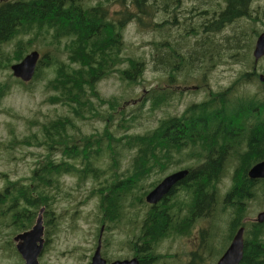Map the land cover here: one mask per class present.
Masks as SVG:
<instances>
[{
    "label": "trees",
    "instance_id": "obj_1",
    "mask_svg": "<svg viewBox=\"0 0 264 264\" xmlns=\"http://www.w3.org/2000/svg\"><path fill=\"white\" fill-rule=\"evenodd\" d=\"M88 1L92 4L0 2V68L2 61L8 62L7 69L12 65L2 49L14 40L19 41L13 44L16 63L29 48L24 37L49 38L45 43L54 51L39 59L32 81L40 79L42 68L52 70L44 86L49 94L46 101L63 107L62 114L41 124L40 139L33 135L24 141L35 140L45 154L39 156L27 183L6 180L0 194V238L31 229L41 209L46 226H53L51 206L58 195L69 196L63 190V179L73 177L79 187L94 184L87 196L96 199L97 240L100 231L126 229L140 264L163 259L158 245L165 239L189 234L199 221L217 227L216 216L225 214L230 218L229 240L245 228L239 264H264V224L242 223L248 202L258 195L264 198V180L255 182L247 176L253 165L264 161V93L245 90L264 85L260 81L264 57L255 64L252 56L255 40L264 31L257 15L264 11V0H132L131 6H125L124 18L118 12L117 20L108 15L105 3L109 0ZM156 12L165 15L163 23L151 21ZM177 13L182 16L178 18ZM129 20L152 34L160 33L162 40L152 42L155 54L147 64L171 81L179 79L194 86L201 69L211 72L229 62L237 63L236 74L179 115L137 131L134 124L141 113L126 119L121 101L106 99L97 90V84L109 76L127 85H138L142 79L146 61L123 52L121 31ZM62 40L64 59L54 55ZM8 89V83H0V100ZM170 98L168 91H147L143 102L147 101L148 116ZM91 119L105 124L101 134H84L77 125ZM124 152L130 155L129 166L119 173ZM183 162L190 164L182 168L189 173L179 189L156 205H148L145 196L163 179L160 176L170 169L177 171ZM232 163L230 185L221 198L220 184ZM222 199V208H218Z\"/></svg>",
    "mask_w": 264,
    "mask_h": 264
},
{
    "label": "rangeland",
    "instance_id": "obj_2",
    "mask_svg": "<svg viewBox=\"0 0 264 264\" xmlns=\"http://www.w3.org/2000/svg\"><path fill=\"white\" fill-rule=\"evenodd\" d=\"M109 1V3H105L109 17L117 20L120 18L117 13L121 12V18H124L125 6L131 5ZM131 9L134 10V8ZM257 15H260V20L264 22V11L263 13L259 11ZM164 19V14L156 12L151 21L163 23ZM256 24L260 25L259 22ZM121 34L124 40L123 52L146 61L142 79L138 85H127L116 77L109 76L97 84V90L106 99L115 97L120 100L121 111L128 113L126 119L133 116L139 117V113H141V117L134 124L137 131L154 127L159 119L179 115L190 104L201 101L208 93L227 84L230 78L236 74L237 63L229 62L213 67L211 72L204 73L201 69L197 81L193 82L194 86L186 85L179 79L171 81L167 74L154 71L147 64L150 55L155 54L152 42L162 40L159 32L156 31L152 34L148 28L140 27L134 20H129L124 22ZM16 42L19 43L18 39L2 49L12 65L20 62L13 63L12 60L14 56L13 44ZM23 42L29 46L24 56L36 51L42 58L45 52L49 55L54 51L52 46L45 43L49 42V38L38 41L24 37ZM63 42L62 40L61 44L57 46V54L54 53L60 59L65 57ZM7 64L8 62L2 61L0 68V83L9 85L8 91L0 100V194L4 193L6 180L28 182L39 156L44 155L45 152L44 148L38 146L35 140L32 139L31 143L24 141L33 135L40 139L41 124L49 122L55 116L63 113V107L50 106L46 101L49 94L45 91L44 86L51 77L52 70L42 68L39 80L29 83L20 82L21 84H19L16 83L19 81L12 76L10 68H6ZM263 65L264 63H261L260 67ZM257 72L261 73V69H258ZM262 83L264 84V82ZM149 90L171 92V98L159 110L155 113L150 112L148 116L147 101L144 103L143 99ZM245 90L247 93H264V85L263 87L249 86ZM142 103L144 106L140 110L139 107ZM77 125L80 126L84 134L94 136L101 134L105 128V124L97 119L86 120ZM110 130L112 131L111 127ZM115 135L117 136L116 133ZM124 155L125 158H122L120 162L119 173H123L124 169L129 166L128 157L130 155H127L126 152ZM125 160H127L126 163ZM188 165H190L188 162H183L179 169ZM233 165V163L228 165L225 177L220 184L221 198L229 188ZM175 171L170 169L160 177H165ZM63 182L65 185L63 190L67 191L69 196L58 195L52 204L53 226H46L45 219L42 217L46 244L38 261L41 264H89L97 246L98 229H100V225L95 221L96 199L87 196L91 183L79 187L73 177H65ZM93 186L94 184L91 185V187ZM222 203L223 199L218 202V208H222ZM262 211H264V198L262 195H258L248 202L247 224L253 222L257 214ZM216 217L219 218L217 227H210L206 222L199 221L189 234L169 237L162 241L158 245V249L159 254L164 256V260H160L156 264H182V260L188 264L190 255H192L191 264H216L231 242L228 233L229 216L225 214ZM127 230V233L131 231ZM125 231L126 229L117 230L116 228L102 233L101 252L104 258L114 260L131 257L132 246L127 244L131 238L125 234ZM4 232L10 231L5 229ZM202 233L205 237L204 242H202ZM15 234L0 238V264L23 263L12 241ZM10 240L13 243L11 246L8 245ZM192 244H199V246L196 247Z\"/></svg>",
    "mask_w": 264,
    "mask_h": 264
},
{
    "label": "water",
    "instance_id": "obj_3",
    "mask_svg": "<svg viewBox=\"0 0 264 264\" xmlns=\"http://www.w3.org/2000/svg\"><path fill=\"white\" fill-rule=\"evenodd\" d=\"M252 56L255 64L264 57V31L255 40ZM39 59V53L36 51L26 54L19 63L10 67L12 76L22 83L31 82L35 75ZM260 81L264 82L263 76H260ZM188 173V170H179L164 177L159 184L145 196V202L152 206L159 203L164 197H167L182 180H185ZM247 176L251 181L255 182L264 180V161L253 165L248 170ZM42 213L43 210L41 209L31 229L16 234L12 238L15 244V250L23 261L22 264H41L38 258L42 254L45 245ZM254 221L258 224H264V211L259 212ZM243 232L244 229L240 228L235 233L227 249L216 264H239L243 256ZM101 236L102 234L100 231L97 246L89 264H106V261L101 256ZM110 264H139V262L136 258H131L115 260Z\"/></svg>",
    "mask_w": 264,
    "mask_h": 264
},
{
    "label": "flooded vegetation",
    "instance_id": "obj_4",
    "mask_svg": "<svg viewBox=\"0 0 264 264\" xmlns=\"http://www.w3.org/2000/svg\"><path fill=\"white\" fill-rule=\"evenodd\" d=\"M72 1H78L79 3H84V4H92L91 2H89L88 0H72ZM123 4H130V5H132V0H126V1H124L123 2ZM180 14L179 13H177V17L178 18H180V16H179ZM28 54V53H27ZM179 189V184L173 189L174 191H176V190H178ZM166 197H164L163 199H165ZM162 199V200H163ZM247 218L245 219V223L244 222H242L243 224H247ZM244 229V228H243ZM245 230V229H244ZM243 234H244V232H243ZM244 238V237H243ZM45 239V238H44ZM45 244H46V240H45ZM127 244H134V242L133 241H128L127 242ZM193 246H196V247H198L199 246V244H192ZM45 247V246H44ZM135 249H136V246L134 245V250H132V255H131V257L130 258H125V259H131V258H135V255H134V253H133V251H135ZM101 251H102V248H101ZM223 254V253H222ZM221 254V255H222ZM160 255V254H159ZM101 256H102V252H101ZM162 256V255H161ZM102 258L106 261V264H110L111 262H113V261H115V260H124V259H120V258H116V259H114V260H110V259H108V258H104L103 256H102ZM220 258V257H219ZM137 259V258H136ZM191 259H192V255H190V260H189V262H188V264H191ZM161 260H164V258L163 259H161ZM137 261L139 262V260L137 259ZM159 262H160V260H158ZM157 261V262H158ZM139 264H140V262H139ZM182 264H186L185 263V261L184 260H182Z\"/></svg>",
    "mask_w": 264,
    "mask_h": 264
},
{
    "label": "bare ground",
    "instance_id": "obj_5",
    "mask_svg": "<svg viewBox=\"0 0 264 264\" xmlns=\"http://www.w3.org/2000/svg\"><path fill=\"white\" fill-rule=\"evenodd\" d=\"M245 229V228H244ZM242 258H243V256H242ZM242 260V259H241Z\"/></svg>",
    "mask_w": 264,
    "mask_h": 264
}]
</instances>
